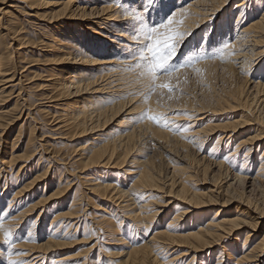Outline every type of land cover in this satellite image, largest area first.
I'll use <instances>...</instances> for the list:
<instances>
[{"label":"bare ground","instance_id":"obj_1","mask_svg":"<svg viewBox=\"0 0 264 264\" xmlns=\"http://www.w3.org/2000/svg\"><path fill=\"white\" fill-rule=\"evenodd\" d=\"M37 1L39 0H33V3L35 2L37 4ZM96 1L97 0L54 1L53 4L57 7V13L59 15H64L66 19L69 20L79 17L82 18L81 22H86V16L91 15L92 10L90 13L84 10V8H80L79 4L82 2L100 7L101 16L96 17L97 19L93 21V23L89 21L91 25L82 22L81 26H84L82 29H80L79 24L70 23L65 25L62 27L63 31L52 35L53 40L49 45L51 48L50 53L52 59L50 57V60L53 61L52 63L56 66L63 65L57 72L53 73L55 79L49 81L51 82L49 85H51L55 95L65 97L67 95L78 96L83 93H88L84 102H82V99L77 100L81 105L76 106L72 111H67L70 102L66 104L67 107L61 108V110L65 111L62 117L64 126H69L67 128L74 126L77 130L81 129L83 131L86 130L85 122L88 120V130L96 131L92 129L97 126L100 127L102 123H107V120L112 117H109V115H114L112 117L114 118L125 112V116L121 115L122 120H116L117 122H115V126L122 127L123 130H116L118 134L111 138H100V136L97 135V137L93 138L97 140L90 141L88 149L83 150V148H81L83 151L78 154V160L80 162H76L82 164L84 171L86 169L88 170V173H85V175L88 174V178H84V180L78 179L80 181L79 184L82 186V184L88 182L90 200L99 198L109 202H106L107 204L104 206L103 213L100 212L103 216L107 215L105 223L107 222L110 227L106 233L105 240L107 241H101L103 243L105 242L106 245L97 246V243L93 242L88 247L87 251L94 248H97V251L93 253V257L88 255L87 261L90 260V262L84 263V259L81 263L172 264L173 259L185 255L187 251L190 250L189 253L191 254L193 249L197 248L201 250L199 248L211 246L215 243L217 244L221 239H226V243L228 244L220 248L223 250L224 256L216 254L214 264H253L255 261H259V258L262 257L264 253V230L261 231L262 236L257 241V236L255 237V234L252 232H257V228L260 230V226L264 225V206L259 204L261 203L260 201H251L245 195L242 196L241 193L231 187L232 184L230 185V183L225 184V187L219 184L217 185L218 176L215 179L217 180L216 182L213 180L216 185L211 182L214 189L208 188L205 191L204 189L196 188L197 184L191 180L194 178L193 173L195 172L194 170H190L192 164L195 162L184 165L181 161H185V155L183 154L182 156H177V159L171 156L167 159L166 163L168 164L170 161L171 165H169V167L171 168V176L173 177L169 175L171 177L170 179L165 180V178H163L166 181L165 184V181L162 182L161 178L159 179L158 177L160 173H156L154 168L151 167L149 160L143 159L144 156H142V150L145 151V149L149 147V144L160 145L161 142L166 144L170 151L171 149L178 151V149L186 148L189 144L191 146L194 142L197 143V147L199 146V148L202 149L204 141L209 138L208 136L210 133L214 131V126L217 125L214 123L212 125L211 122H209L210 120L204 123L202 119L205 120L204 118L211 116L210 114L218 110L214 109L216 111L211 112L212 110L209 109V113H206V116L200 117L201 111L198 109L201 106L195 110L196 107L194 105L192 107H194L195 113L179 112L176 114L173 113L176 109L159 106L151 100L152 98H149L148 92H141V88L135 91L134 87L137 88V84H141L145 86V88H148L153 82L163 83L165 80V76L159 75L155 81H152L150 76L146 73V68L151 62V57L148 56L147 53H145L143 59H141L140 56L141 49L147 46V40L136 31V29L139 28V22L134 19V13H136L137 9L140 7L141 0ZM74 4L78 5L76 6ZM229 5H231V8L228 9ZM168 7L176 13L174 18L176 23L170 27L184 33L186 37H188L189 34L195 37L196 29L208 23L207 28L202 31L204 32L202 41L208 45V49L206 50L214 55L212 61L228 68H234L238 73H243L245 75H248V70L254 67L255 70H253L255 73H258L260 76L254 75L257 81L254 82V78L251 77L252 80L250 82L253 83V86L259 88V92H262V96H264V61L259 67L255 66L254 63V61L257 60L259 62L264 57V0H168ZM227 9L228 12H226ZM147 19L160 23L163 19V14L153 12L148 15ZM180 21H182V23H179ZM87 27L88 29L86 31ZM96 27H99V29H95ZM211 29H213L212 34L205 36L207 33H210ZM129 33L132 34L130 35ZM165 33L166 30L161 29V39H163ZM22 38L21 36V39ZM18 41H20V39H18ZM23 41L22 39L18 44H25L26 42ZM122 41H126L127 43H122ZM221 41L228 42L229 46L224 48L223 44L220 43ZM213 45H218V47L213 48ZM19 51L21 52L22 49ZM128 52L133 53V55L125 59L124 55ZM187 52H189V50ZM117 53H120V55H117ZM75 59L77 61H74ZM210 60L211 59H206L196 63V68L210 65L212 62ZM5 62L9 63L0 56L1 73L6 72L2 68L5 66ZM68 63H78L79 66L73 68L71 72L68 71L65 73L64 67H66ZM10 68L13 67L11 66ZM51 70L54 72L53 69ZM63 73L67 75L63 76ZM14 75L12 74L11 77L13 78ZM5 76L6 75L0 76V100L4 96L3 93L5 89L8 87L6 85L7 82L11 81V78H5ZM34 76L36 75L32 77ZM37 86H39V84H37ZM240 92L238 91V94ZM259 92L257 93L259 94ZM238 94L236 95L238 96ZM45 96L46 98H52V96ZM232 96H230V98L233 99ZM125 97H128V99H125ZM236 101L238 102V98L237 100L235 99V102L232 101L227 104L222 101L224 106L221 108L217 107L221 110L234 106L242 107V111L245 115L240 113L239 118L232 119V121L229 120L232 130H235L238 125L245 124L246 121H248V123L251 122L249 121L251 120L249 114H251L253 108L248 103H243L240 100V102L236 103ZM235 103L237 105H235ZM203 109L201 108V110ZM231 109L233 110V108ZM221 110L218 111L220 114ZM4 112L5 111L0 108V121L5 116ZM149 115L161 117L159 123L149 120L147 118ZM256 116H254V118H258V116ZM112 118L108 123L114 120H112ZM187 118L191 119L188 121L189 124L187 122L186 128L179 130L177 133L176 129L175 131L172 130L177 126L179 120H187ZM165 120L169 122L167 127L164 126ZM258 120L262 123V120ZM256 121L254 123H256ZM2 122L5 123H1L0 125L7 124L6 121ZM219 125L218 123L217 126ZM222 125L223 123L219 127ZM226 125H228L227 122ZM262 129L264 131V127H262ZM251 131L252 132L245 137L234 141L231 139L232 134L222 133L213 140L208 154L215 160V162L213 160L215 165L224 166L226 164L227 166H232L234 170L232 179L234 181L239 180L240 182L242 180L245 181V179H250V184L253 183V186L257 184V188L259 187L263 192L264 147L263 149L259 148L261 143L258 142V139L263 135V131L259 128H254V130ZM74 132L76 133V131ZM110 134L111 133L108 132L107 136H110ZM220 145L223 147H221V150L218 149ZM228 148L229 150H226V152L230 151L229 153L225 151L223 153L221 152ZM78 149L80 148H77V150ZM252 150L257 151L255 156L251 155ZM225 157H227V159H225ZM173 158H175L176 161ZM3 161V157L0 158L1 164L4 163ZM234 161H237L240 165H235ZM124 165L127 166L124 173L128 175V181H125L126 178L122 175L118 178V173L110 174L113 178L108 179L107 177L106 179L108 175L106 171L99 170L100 167L113 166L121 168ZM253 166L255 170L251 171ZM97 171H101L100 174H97ZM225 171L228 170L226 169ZM44 172H46V170ZM15 174L19 176L17 172ZM41 174L38 175L41 176ZM41 178L43 177H40V179ZM40 179L38 176H33L28 182L26 181L21 189H12V197L5 200V205L4 199L2 198L4 194L2 196L0 195V210H3L0 212V216L7 217L3 221H0V224H2V227H0V250L3 249L0 251V264H8L9 260L18 261L20 264H37L40 260L38 264H41L46 256V259L49 261L48 264H73L74 262L71 255L59 254V250L61 251L65 247L71 245L76 238V234L74 237V234L69 235L67 232L73 225L79 226L78 224L80 223L79 220L72 221L73 219H78L77 215L79 211L77 209L80 208H78L76 204L78 199L77 196H75L76 190H74L71 200L66 205L63 204L64 202H47V200H45L47 196L44 198H37V200L32 203V197L34 192L38 191V188L31 190L33 189L31 186L35 181ZM167 181L169 182L167 183ZM166 186L168 187L165 189V193H173H171L173 196L171 203H174V206L172 207V212L165 214V216H167L166 218L163 217V219L162 215L165 210L161 207L162 205H166L169 201L166 202V200H164V204L162 203L161 197H163V195L159 194V189L163 191L162 189ZM57 187H59L58 184ZM57 187L54 191L57 190ZM60 188L58 189L60 190ZM59 190L55 193L57 194L58 192L59 194ZM55 193L53 192V195L49 194V197H55ZM61 194L63 193L61 192ZM221 194H223V197H221ZM41 203L45 204H43V207L39 208ZM233 203H235L236 206L233 208V211H228L231 212V214L224 212L226 209L224 208L225 205L229 208L228 206ZM109 204H113V207ZM20 207L22 208L19 209ZM209 209H215V211L212 212L209 221L202 224L204 219L211 213ZM32 212L36 213L35 218H28ZM188 214L196 217L195 219H202L196 225H194L195 220L191 221V218L189 219V223L191 222V224H181L180 221ZM41 215L46 218L40 228L38 227L36 230V220L40 219ZM49 216L50 220L48 219ZM123 218H127V220ZM21 221H23V224L18 228L17 225H19ZM90 221L92 222V219ZM46 222L48 226L44 230L43 226ZM243 228L248 230L245 229L242 231L241 229ZM75 229H77V227ZM9 230L12 233V237L9 241L5 242L4 232ZM37 231L44 233L47 236L46 240L36 243L35 238ZM80 231L82 235L87 234L85 222L81 225ZM241 232H243V238L235 243L234 240H238L237 237ZM88 233L90 234L91 232L88 230ZM20 234L22 235L19 236ZM20 239H22V241ZM82 239H85L87 242L90 241L86 240L87 238L84 237ZM15 240H19L18 244L16 243L17 241L14 243ZM97 240L99 239H96V241ZM81 241L80 239V241L77 242ZM16 245L24 246L25 250L17 251L16 247L18 246ZM236 245H239V249L237 248L238 250L234 247ZM181 246L189 250L186 252H174L176 254H173L174 256L171 255V257L167 254L172 247ZM113 247L116 251L114 253L109 252ZM160 249L164 250V254L159 258L158 250Z\"/></svg>","mask_w":264,"mask_h":264},{"label":"rangeland","instance_id":"obj_2","mask_svg":"<svg viewBox=\"0 0 264 264\" xmlns=\"http://www.w3.org/2000/svg\"><path fill=\"white\" fill-rule=\"evenodd\" d=\"M54 1H57V0H39L37 1V4H36L35 2L33 3V0H23V1L0 0V56H2L4 60L9 62V63L7 62L4 63L5 66H3L2 68L6 72L4 73L0 72V76L6 75L5 78H11V81L7 82L6 84L8 87L6 86L7 89H5V92L3 93L4 95L2 97L3 99L1 98L0 100V108L5 111L4 112L5 116L3 119H1L0 124L5 123L2 121L7 122L6 125L5 124L0 125L1 126L0 127V158L3 157L4 159L3 161L4 163L2 164L0 163V195L2 196L4 194L2 198L4 199V205H5L6 204L5 200H8L9 198L12 197V191L21 189V187H23L26 181L28 182V180L33 178V176H38L39 179L40 177H43V178L35 181V183L31 186V188H33L31 190L38 188V191L34 192V195L32 197V203L35 202L37 198H40V197L44 198L47 196L46 197L47 199L45 198L47 202H51V203L53 202L63 203L64 202L63 204L66 205L71 200L72 193H74V190H76L75 196H77L78 198L76 204L78 208L80 207L79 209H77L80 215L78 214L79 215L78 216L76 214L78 219H73L72 221L79 220L81 224L79 223L78 224L79 226L73 225V227L67 231L69 235L74 234V237L76 234V238L72 242L71 245H69L68 247H65L61 251L59 250V254L60 253L69 254L72 256L70 257L74 261L73 264H82L81 262L84 259H85L84 263L90 262V260L87 261L88 255L93 257L92 256L93 253L97 251V248L89 249L87 251L88 247L93 242H96L97 246L106 245L105 242L103 243L101 241H107L105 240L106 233L108 232V229H110V227L108 226L107 222L105 223V219L107 215L105 216L101 215L103 213L102 211L104 209V206L107 204L106 202L108 201L104 199H99V198H94V200H90L89 194H88V182H86L87 184L86 183L82 184V186H80L81 184H79L80 179L84 180V178H88V174H86L87 176L85 175V173H88V170L86 169L84 171L82 164L79 163L80 161L78 160L79 158L78 154L82 152L84 149H88V145H90V141L92 142L94 140L93 138L97 137V135L100 136V138L101 137L111 138V137H114V135H117L118 134L117 131H121L122 127L121 128L116 127L115 122L121 121L122 120L121 115L125 116L124 115L125 112L121 115L115 116L114 118H112L114 115H109V117L112 116L111 118L112 120L113 119L114 120L111 123H108V121L111 119L108 117L109 120H107V123L106 122L105 124L102 123L100 127L97 126L98 128L96 127L92 129L96 131L88 130V122H87L88 120L85 122L86 130H83V131L81 129L77 130L74 126H70V128H67L69 126L63 125L62 117L65 111L61 110V108L67 107L66 104L70 102L69 106L67 107L68 108L67 111H72L73 108H75L78 105H81L79 104V101L77 100L82 99L83 100L82 102H84L86 95H88V93L80 94L81 93L80 92L79 93L80 95L78 96L67 95L65 97H60V96L55 95V92L52 90L51 85H49L51 84V82L49 81H53L55 79V76L53 75V73L57 72V70H59L61 66L63 65L56 66L52 63L53 61L50 60V57H51L50 49L51 48L49 47V45L51 44V41L53 40L52 35L63 31L62 27L70 23L79 24L80 29L84 27V26L83 27L81 26L82 22L87 23L88 25L89 24L91 25L90 22L93 23V21H96L97 19L96 17L101 16L100 15L101 11H100V7H95V5H90L88 3L82 2L79 4L80 8H84V10L90 13L92 10L91 15L86 16L87 17L86 22L84 21L81 22L82 18H79V17L71 18L72 20H69V19H66L64 15H59L57 13V7L53 4ZM99 1L100 0H97L96 2H99ZM74 5L77 6L78 4H74ZM229 8H231V5H229L228 9ZM228 9L226 12H228ZM207 24L208 23L201 26L199 29H196L197 31H196V34L194 35L195 37H193V35H189L187 37V42L185 43L183 48H180V54L176 58L177 63L184 56L185 52L191 49L190 48L191 46L200 44L201 42H203L202 39H203L204 32L202 31L203 29L205 30L207 28L208 26ZM97 28L99 29V27H96L95 29ZM87 29L88 27L86 28V31ZM212 30L213 29H211L210 33H207V35L205 36H209L210 34H212L213 32ZM21 36L23 37L22 38L24 40L23 42H26L25 44L24 43L18 44L22 40ZM18 39H20V41H18ZM177 47L179 48L180 46L178 45ZM21 49L22 51L20 52L19 50ZM7 56L8 57L10 56L9 58L11 59H9ZM212 60L213 59H211L210 61ZM74 61H77V60L75 59ZM263 61H264V57L259 62L257 60L254 61L255 66L259 67L261 63L263 64ZM11 66L13 68H10ZM76 66H79V64L78 63L76 64L68 63L67 66L64 67V72L65 73L68 71L71 72V70H73V68H76ZM196 67L197 66L195 64L194 68L199 69L200 70L199 72L194 71L193 68H182L180 71L174 72L171 76L162 75V76H165V80L163 83L156 82L157 83L156 84L155 82H153L151 83L150 86H148V88H145V86L141 84H137V88L134 87V89L135 91H137L138 88H141L142 90L141 92H144V91L148 92V96L149 98H152L151 99L152 101H154L161 107H172L176 109L175 111H173V113H176V114L179 112H185V113L194 112L195 113V110H197L201 106L198 109L201 111L200 117L206 116L207 115L206 113H209V109L212 110V111L210 110L211 112H214L216 110L219 111L221 109H218V108H221L224 106L223 102H226V104L232 101L235 102V99L237 100L238 98V102L241 101L246 104L248 103L251 107H253L252 108L253 113L251 112V114H249L251 116V117L249 116V118H251V120H249L251 121L249 122L250 124L248 123V121H246L245 124L238 125L237 128L235 129L236 131L232 130L230 121H232V119L234 120L235 118H239L240 113L244 114V112L242 111L241 106L231 107L233 108V110L229 107L224 108V110H221V114L218 111H216L215 113L210 114L211 116L204 118L205 120L202 119L204 123H207L210 120L209 122H211L212 125L213 123L217 125L218 123L220 125L223 123L221 127H219L220 125L214 126L215 127L214 131L210 133V135L208 136L209 138L204 141L202 149H200L199 146L197 147L196 142H194V144H191V146L189 144V146H187L186 148L184 147L182 149H178V151H174L172 149L170 151L169 147L163 142H161L160 145L159 144L158 145L149 144L150 148L148 147L147 149H145V151L142 150L143 151L142 156H144L143 159L149 160L151 167L154 168V171L158 174L160 173L158 175L159 179L161 178V181L164 182L166 179H170L171 177H173L171 176L172 174L171 168L169 167V165L171 164H170V161L168 164L166 163L167 159H169L170 156L175 157L177 159V156H182L183 154L185 155V159H184L185 161L183 160L181 161L184 163V165H188L191 162L192 163L195 162L194 164H192V167L190 168V170H194L195 172V173L191 172L194 174V178H193L194 180L193 179L191 180L195 184H197L196 188L204 189L205 191L208 188L214 189V186H212V183L216 185L215 182L217 180L215 179L218 176L217 185L219 184L221 186H224L225 184L230 183V185L232 184L231 187H233L234 190H237L239 193H241L242 196L245 195L251 201H255V200H257L258 202L260 201L261 203L259 204L264 206V200H263L264 191L262 192L259 187L257 188L256 186L257 184H255L254 186H253V183L250 184V179H245V181L242 180L240 182L239 180L234 181L232 179L233 178L232 173H234L232 166H229V165L227 166L226 164L224 166L222 165L223 167L220 165H215L213 163L214 159L211 158L212 156L210 157V155L208 154L209 148L211 144L213 143V140L219 137V135H221L222 133L232 134L231 139L232 141H234V140H239L242 137H245L246 135L250 134V132H252L251 130H254V128H259L261 129V131H263L262 127H264V123H263L264 122V98H263L264 96H262L263 95L262 92L261 93L259 92V88L253 86V83L250 82L252 80L251 77L254 78V82L257 81V78H255L254 75H258V73H255L254 71L255 69L253 67L251 70H248L249 74L245 75L243 73H238L234 68H228L220 64H216L213 61L208 66H203L201 68L200 67L196 68ZM51 69H53L54 72ZM65 73H63V76L67 75ZM10 74L11 75L15 74L13 76L14 79L11 77ZM33 75H36V76L32 77ZM245 82H247L248 84ZM37 84H39V86H37ZM161 84H170L171 87L174 89V91L169 92L167 89L159 87V85ZM238 91L239 92L241 91V92L238 94ZM257 92H259V94ZM236 94H238V96ZM45 95H47L48 97L52 96V98H46ZM230 96H232L233 99L230 98ZM125 99H128V97H125ZM221 99L223 102L221 101ZM226 100L227 101L229 100V101L227 102ZM238 102L236 101V103ZM236 103L235 105H237ZM194 105L196 107L195 110H194V107H192ZM201 108L202 109L204 108V109L201 110ZM256 115L258 116V118H254V116ZM189 119L191 118H187V120L178 121L177 126L175 125L176 127L174 128L177 130L176 133L179 132V130L187 127V122L189 121ZM258 119L262 120V123ZM252 120H253V123H252ZM254 120L255 121L257 120L256 123H254L255 122ZM225 121L227 122L228 125H226ZM225 125H226V128L228 129L225 128ZM217 127L220 128L221 130L218 129ZM74 131H76L77 134ZM108 132L111 133L110 136L109 135L107 136ZM96 140L97 139H95L94 141ZM258 142L261 143L259 148L263 149L264 131H263L262 137L258 139ZM221 147L222 146L220 145L218 149L221 150ZM77 148H80V149L77 150ZM81 148H83V150H81ZM226 150H229V148L224 149L221 152L222 153L224 151L226 152ZM229 152L230 151H227L226 153H229ZM256 154H257V151L252 150L251 155L255 156ZM175 158L173 159L176 161ZM76 161H79L78 162L79 164ZM234 163L237 166L240 165L237 161H234ZM124 166L121 168L113 167V166L100 167L99 170H103L104 172L106 171V173L108 174L106 176V179L107 177L108 179L113 178V176H110V174L118 173V178L120 175H122L123 177L126 178L125 181H128L129 180L128 175L124 173V170L127 169V166L125 167ZM226 169L228 171H225ZM45 170L46 172H44ZM254 170L255 169L253 166V169L251 171H254ZM161 171H162V175H161ZM16 172L19 174V176L18 175L16 176L15 174ZM97 172H98L97 174H100L101 171L100 172L97 171ZM38 174H41V176ZM163 178H165V180ZM168 182L169 181H167V183ZM164 183L166 184V181ZM57 184L59 185V187H57ZM56 187H57L56 191H58L59 190L58 188L61 187L59 190V194L58 192L56 194L55 193L56 191H54ZM167 187L168 186L162 189L164 192L161 191V189H159V194L163 195V197H161L162 203L164 200H166V202L169 201L166 205H162L161 207L162 209L165 210L164 214L162 215V218L163 217L166 218L167 215L165 216V214L169 212L171 213L172 207L174 206V203H171L173 200V196H172L173 193L172 192H171L172 194L171 193L169 194V192L165 193L166 192L165 189H167ZM62 189L64 190V192ZM53 192L56 194L55 197L52 198L51 195H50L51 197H49V194H52ZM61 192L63 194H61ZM221 195L220 196L223 197V194ZM235 203L229 205L228 206L229 208H227V205H225L224 208L226 209L224 210V212H228L229 210L233 211V208L236 206ZM43 204L45 203H41L42 206L40 205L39 208L43 207L44 206ZM109 205L113 207V204L112 205L109 204ZM21 208L22 207H20L19 209ZM209 210L211 211V213L209 216H207V218L204 219L202 224L209 221V218L212 216V212L215 211V209H209ZM228 213L231 214V212H228ZM190 215L191 214L185 215L184 219L180 221V223L185 224V225L191 224V222L189 223V219L191 218V221L195 220L194 225H196L202 219V218L195 219L196 217H193L192 215L191 216ZM35 216H36V213L32 212L31 215L28 216V218L30 217L35 218ZM42 216L43 215H41L40 219L36 220L37 221L35 224L36 230L38 227L40 228V226L43 224L44 219L46 218L45 216L44 217ZM50 216L48 217V219L50 218ZM89 219L90 220L92 219V222ZM123 219L127 220V218H123ZM84 222H85V226L87 229L86 235H82L80 231L81 225ZM22 224H23V221H21L20 224L17 225L18 228ZM123 225H122V228H123ZM47 226H48V223L46 222V224L43 226L44 230ZM76 227L77 229H75ZM260 227H261L260 230H258L257 228V232L255 231L252 232L255 234V237L257 236L256 241L259 240V238L262 236L261 231L264 230V225ZM26 228H27V225H26ZM245 229L246 228H243L241 230L244 231ZM88 230L91 232L90 234L88 233ZM40 233L41 232H38V231L36 232V238H35L36 243L44 241L47 238V236L44 233H41V234ZM242 234L243 232H241V234L238 235L237 237L238 240H234L235 243L237 241H240L243 238ZM21 235L22 234H20L19 236ZM83 237L87 238L86 240H90V241L88 242L85 241V239H82ZM80 239L82 241L77 242V241H80ZM96 239H99V240L96 241ZM20 240L22 241V239ZM15 242L18 244L19 240H15L14 243ZM226 244H228L226 243V239L225 240L221 239L217 242V244L215 243L211 246H207V247L205 246L203 248H199L201 250H198L197 248L193 249V251H191L192 255L189 253L190 250L185 249V247L183 246L172 247V249H170L169 253L167 252V254H169V256L171 257V255L174 256L173 254H176L178 252H182V251L186 252L187 250H189L186 252L185 255H182L181 257L173 259L172 264H186V263L188 264H191V263L193 264H214L216 254L223 255V250H221L220 248H222L223 245H226ZM238 246L239 245H236L234 247L236 249L237 248L239 249ZM16 248H17V251L25 250L24 246L22 245H19ZM2 250L3 249H1L0 251ZM82 251H85V252H82ZM115 251L116 250L113 247V249L109 252L114 253ZM263 251H264V248H263ZM163 254H164L163 249L158 250L159 258ZM46 257L44 260L42 259L43 264L49 263ZM38 262H40V260ZM253 264H264V253L262 254V257L259 258V261H255Z\"/></svg>","mask_w":264,"mask_h":264},{"label":"snow or ice","instance_id":"obj_3","mask_svg":"<svg viewBox=\"0 0 264 264\" xmlns=\"http://www.w3.org/2000/svg\"><path fill=\"white\" fill-rule=\"evenodd\" d=\"M153 12L163 14V19L160 23L147 19L148 15ZM175 15L176 13L168 7V0H141L140 7L134 13V19L139 22V28L136 31L147 40V46L141 49L140 56L143 59L145 53H147L151 57V62L147 65L146 73L152 81H155L159 75L171 76L174 72H178L182 68H193L194 71L199 72V69L194 68L196 63L214 58V55L206 50L208 49L207 43L201 42L200 44L194 45L189 52L184 54L178 63L176 62V58L180 54V48H183L187 42V37L184 33L170 27L176 23L174 19ZM179 23H182V21ZM161 29L166 30L163 39H161ZM129 34L131 35L132 33ZM122 43L127 42L122 41ZM220 43L223 44L224 48L229 46L228 42L221 41ZM178 44L180 46L179 48L177 47ZM212 47L215 48L218 45H213ZM117 55H120V53H117ZM132 55L133 53L128 52L124 55V58L128 59ZM159 87L165 88L169 92L174 91L170 84H161ZM147 118L157 123L161 119V117L154 115H149ZM168 124L169 122L165 120L164 126L167 127ZM172 130L175 131V129ZM2 211L0 210V212ZM6 218V216H0V221ZM0 227H2V224H0ZM11 237L12 233L10 230L4 232L5 242L9 241ZM8 264H20V262L9 260Z\"/></svg>","mask_w":264,"mask_h":264}]
</instances>
